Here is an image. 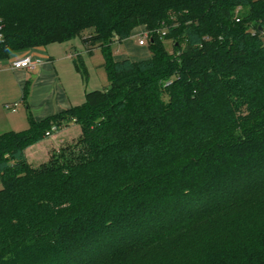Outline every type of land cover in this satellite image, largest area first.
<instances>
[{"label":"trees","instance_id":"obj_1","mask_svg":"<svg viewBox=\"0 0 264 264\" xmlns=\"http://www.w3.org/2000/svg\"><path fill=\"white\" fill-rule=\"evenodd\" d=\"M77 38L109 86L0 135V264H264V0H0V64Z\"/></svg>","mask_w":264,"mask_h":264},{"label":"crops","instance_id":"obj_2","mask_svg":"<svg viewBox=\"0 0 264 264\" xmlns=\"http://www.w3.org/2000/svg\"><path fill=\"white\" fill-rule=\"evenodd\" d=\"M140 29H142L141 32H139ZM140 33H145V30L139 27L134 31L130 39L123 42H117L115 44L122 45L124 43H129L131 39L138 36ZM68 44H70V42L64 43L63 45H67L65 46V49L68 50L70 55H67L66 53L63 56L56 55L54 48H51L54 44H51L46 48L31 51L30 54H32L34 58L41 61L40 65L34 72H29L27 70H15L11 64L10 67L14 74L13 80L15 81L20 93H22L21 101L26 104V110L24 113L18 112V110L12 112V114H16V117H11L8 122L3 124L1 127L2 132L8 133L11 131L19 132L16 130H27L29 128V113L36 121H41L49 116L67 111L72 107L83 104L81 102L87 94L85 90V82L83 81L81 75L77 72L73 63V48L76 47H71ZM127 45L130 48L127 49L128 51H123L121 49V53H119V55L114 54V59L116 61L124 59L141 61L149 58V53L141 56V47L145 46ZM77 52L80 54L79 51ZM139 53H141L140 56L138 55ZM19 56H15L7 62H2L0 65H7ZM64 61H67L68 64L60 66V63ZM98 66H100V64ZM0 79H4L1 74ZM10 83L11 82L7 80L2 82V85L6 88L4 90L5 92L10 91ZM26 90L27 95L26 98H24ZM44 141H41L34 146L43 145ZM30 149L32 148H29L26 151V157L29 162L33 163V158H30ZM38 154L39 156L42 155V153ZM44 154L46 156L48 155L47 153Z\"/></svg>","mask_w":264,"mask_h":264},{"label":"rangeland","instance_id":"obj_3","mask_svg":"<svg viewBox=\"0 0 264 264\" xmlns=\"http://www.w3.org/2000/svg\"><path fill=\"white\" fill-rule=\"evenodd\" d=\"M242 11L243 10L239 9L235 12V16H234L235 20L240 18L239 15ZM140 28H143L145 30V27H140ZM141 30L142 29H140L139 32H141ZM141 40L145 41V45H144L145 47H141L142 51H140V52L142 54L139 53L138 55L140 56V54H141V56H143V55H147L149 53V57H150V50H149V46H148V43H147V40H146L144 33H140V34H138V36L131 39V41H130L131 43L130 42L124 43L122 45L114 44L113 45L114 54L119 55V53H121L120 52L121 49L123 51H128L127 49H130V48L128 47L127 44H131L130 46H139V43ZM181 41H183V40H181ZM68 45L71 47L72 46L76 47V48H73V52L79 51L85 60L87 71H88V80L85 83L86 92L107 89L109 86L107 73L105 72V70L103 68H98L99 64L101 65L104 63V58H103L102 52L100 50L96 49L92 53H88L86 48L82 44L80 38L73 40ZM182 45L184 47L185 43H183ZM65 46H67V45L56 43L51 48L52 49L54 48V52L56 55L63 56L65 53L67 55H70L68 50L65 49ZM165 46L169 52L173 51V41H171V40L165 41ZM11 64H12V61L7 65H0V74H1L2 78H4V79H0V135H2L4 133L1 130V127L3 126V124L5 122H8L11 117H16L15 116L16 114L15 115L12 114V111L6 110V108H5L6 105H14L15 103H17L18 108L16 110H18V112L24 113L26 110V104L22 103V101H21L22 93H20L15 81L13 80L14 74H13V71L11 70V67H10ZM65 64H68L67 61L61 62L60 66H63ZM4 80L11 82L10 86H9V89H10L9 92L4 91L6 89L2 85V82ZM85 98H86V96H85ZM85 98L83 99V101L81 103H85V101H86ZM80 105H82V104H80ZM60 124H61L60 130L54 132L49 137L45 138L44 139L45 141L43 140L44 141L43 145L34 146V145H36V144H34V145H32L26 149V151H27L29 148H32V149H30L29 153H30V158H33V160H34V162L32 163L33 165H40L42 163L47 162L50 158L51 151L58 150L64 141H73L79 137L81 129H80V126L76 122H68V120L61 119ZM16 131H21V130H16ZM61 140H64V141H61ZM26 151H25V153H27ZM38 153H42V155L39 156ZM44 153H47L48 155L46 156ZM44 155L46 156V158ZM0 189H2L1 182H0Z\"/></svg>","mask_w":264,"mask_h":264},{"label":"built area","instance_id":"obj_4","mask_svg":"<svg viewBox=\"0 0 264 264\" xmlns=\"http://www.w3.org/2000/svg\"><path fill=\"white\" fill-rule=\"evenodd\" d=\"M139 45L144 46L145 41L141 40ZM40 63H41L40 60L34 58L32 54L27 53V54H23V55L17 57L12 62V67L15 70H27L29 72H34V71H36V69L40 65ZM17 107H18V104L5 106L6 110L12 111V112H15Z\"/></svg>","mask_w":264,"mask_h":264}]
</instances>
